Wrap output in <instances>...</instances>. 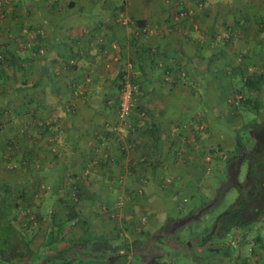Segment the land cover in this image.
<instances>
[{
	"label": "rangeland",
	"instance_id": "1",
	"mask_svg": "<svg viewBox=\"0 0 264 264\" xmlns=\"http://www.w3.org/2000/svg\"><path fill=\"white\" fill-rule=\"evenodd\" d=\"M163 1L177 5L174 14L185 9L182 18L192 16L191 8L183 0ZM193 1L203 6V0ZM95 2L102 4L104 0ZM121 2L109 10L118 21L119 14L125 13ZM32 3L36 9L30 11L27 4ZM85 7L83 0H0V191L7 194L13 222L26 230L34 248L58 255L57 260L48 264H64L63 258L70 264H108L107 257L123 245L113 264H148L152 259L156 264H264V210L247 224L232 225L227 231L221 227V216L235 209L250 188L246 173L256 137L240 127L253 116L264 118V0H233V18L222 25L218 23L208 39L204 38L206 34H192L196 31L191 29L189 69L179 68L174 62L178 67L173 70H179L181 76V84L176 88L191 94L187 103L191 113L196 108L201 110L187 119L191 133L201 132L199 140L190 135L189 149L194 158L177 165L176 172L166 170L159 174L162 179L141 176L134 184L121 175L105 182L101 181V173L98 177L91 175L92 169L107 167L101 166L109 151L102 143L93 146L91 157H87L86 150H72L80 161L77 165L67 163L73 153L53 145L54 136L49 133L46 148L34 145L39 128L50 126L55 116H50L53 112L48 115L39 101L43 91L50 87H22L23 82L37 77L46 54L38 42L39 36L44 37L46 26L39 21L29 22L28 14L38 10L44 14L50 10L75 14L84 12ZM133 34L150 36L153 30L137 27ZM6 48L12 49L23 65L8 61L3 52ZM69 58L48 70L49 78H66L68 74L64 72L76 66L75 57ZM168 66L164 65L168 69L164 74L170 78L172 70ZM127 77L135 83V94L131 115L120 123L124 127L144 126L149 122L147 108L139 100L138 84L131 75ZM249 78L254 80L251 86L246 84ZM121 80L122 76L117 80L116 98L110 103L100 102L103 109L116 108ZM71 89L81 96L77 90L83 86L71 85ZM197 95L202 97L200 102L193 100ZM75 108L72 103L62 102L54 109ZM237 133L244 139L243 150L237 148ZM203 134L205 138H200ZM194 136L197 138V132ZM55 140L62 146L63 137ZM42 154L44 160L40 164ZM229 156H236L239 170L235 183L224 188ZM175 174L178 178H173ZM183 174L190 175L189 181ZM73 209L77 212L75 217L68 215ZM167 215L179 218L181 223L172 229L165 228ZM86 234L95 238L103 234L109 248L101 242V248L95 249L89 242L73 246L61 255L54 253L55 248ZM128 248L132 252L125 253ZM38 264H44L42 258Z\"/></svg>",
	"mask_w": 264,
	"mask_h": 264
},
{
	"label": "crops",
	"instance_id": "2",
	"mask_svg": "<svg viewBox=\"0 0 264 264\" xmlns=\"http://www.w3.org/2000/svg\"><path fill=\"white\" fill-rule=\"evenodd\" d=\"M95 1L83 0L85 11L81 12L80 7L81 11L75 14H59L51 10L47 14L39 10L36 14H28L29 22L39 21L46 26L44 37L39 36L38 40L46 54L42 57L37 77L23 82V87L29 88L30 84L50 87L43 91L39 101L48 115L53 112L50 116H55L50 126L39 128L37 144L34 145L46 148L49 133L54 136L51 140L53 145L70 149L71 154L72 150H86L87 157H91V149L99 142L109 149L110 155L107 153V159H103L101 165L107 167L92 169V176L96 174L98 177L101 173V181L104 182L112 181L114 175H121L131 183L141 176H154L158 180L161 178L159 174L166 170L176 172L179 170L177 165L193 160V151L189 149L192 146L189 144L190 135L193 140H199L198 133H201L196 130L191 133L188 129L190 114L198 115L201 110L196 108L191 113L187 104L192 99L191 94L181 93L176 88L181 84V76L179 70L174 72L178 67L174 62L179 68L189 69L192 44L188 36L191 29L196 31L192 34H206L204 38L208 39L218 23L222 25L223 21L233 18V0H203L202 7L193 0H183V4L191 8L192 16L178 20H175L173 9L177 5L173 1L118 0L117 4L123 1L121 7L134 22L125 25L109 12L117 5L116 0H104L102 4ZM27 5L30 11L36 9L34 3ZM140 21L150 24L153 34L135 36L133 29L142 23ZM167 23L172 27L170 32L165 27ZM70 56L75 57L76 66L64 72L68 76L59 80L53 76V79L49 78L48 70L57 62L64 64L63 60ZM164 65H169L172 70L170 78L164 74ZM73 72L76 78H73ZM123 74L131 75L139 86V100L146 106L149 120L143 127H124L117 115V105L112 110L103 109L100 104L106 100L110 103L114 96L116 98L117 80ZM71 85L83 86L82 90H77L81 96L70 91ZM195 97L193 100L197 102L202 99L198 95ZM62 102L72 103L76 108L56 111L54 108ZM57 137H63L62 146L57 144ZM200 138H205V134ZM143 158L147 161L139 160ZM42 160L43 154L38 163L42 164ZM78 162L75 153L68 157L67 163L77 165ZM178 176L175 174L173 178ZM183 177L187 181L190 179V175L183 174ZM125 251L132 252L129 249Z\"/></svg>",
	"mask_w": 264,
	"mask_h": 264
},
{
	"label": "trees",
	"instance_id": "3",
	"mask_svg": "<svg viewBox=\"0 0 264 264\" xmlns=\"http://www.w3.org/2000/svg\"><path fill=\"white\" fill-rule=\"evenodd\" d=\"M140 22L143 24V21ZM3 52L5 58L7 57L8 61L11 60L10 62L14 65L17 63H21V65H23L21 62L22 60L19 59V56L12 49L6 48ZM1 60L2 59H0V61ZM167 70L168 69L165 67L164 71ZM252 82H254L253 79L249 78L246 80L247 85H253L254 83ZM141 112L142 114L144 113V111ZM240 128L246 129L249 135L256 137L255 145L249 154L250 162L246 173L247 179L250 183V188H248L245 196L240 198V203L237 208L233 209V211L226 212V214L221 216L222 231L229 230L232 225L237 227L239 225L247 224L250 220H252V218L264 210V118L253 116L249 120L243 122ZM235 138L237 148L239 150H243V137L237 133ZM235 157L229 156L226 160L225 171L228 173V178L224 188L230 186L232 183H235V178L239 170ZM0 185H2V183ZM6 195V193L2 194L0 191V264H38V260L41 258L44 261V264H48L49 262L57 260L58 255L56 256L44 251H39L31 245V239L26 230L17 226L10 217L11 205L7 201ZM244 211H247L245 215H243ZM76 213L77 212L73 209L69 211L68 215L75 217ZM166 218L165 228L167 229L168 227L169 229H172L181 223L179 218H173L170 215H167ZM167 222L168 224H166ZM107 241V237L103 234H100L98 238L87 234L83 236L81 235L76 241L71 239V241H69V245L62 248H55L54 253L61 255L73 246L81 247V245L88 244L89 242H91L95 249H100L102 246L101 242H105V245L108 246ZM134 243H136L135 239L133 240V244ZM125 246L128 247L129 245L125 244ZM123 247L124 245L120 247L117 246L114 249L113 254H108V264H113V259L119 256L118 249ZM128 249L131 250V248ZM43 254L44 256H42ZM105 256L106 255H103L102 257ZM65 259L66 258H63L62 263L70 264ZM148 264H156V261L154 259L149 260Z\"/></svg>",
	"mask_w": 264,
	"mask_h": 264
},
{
	"label": "built area",
	"instance_id": "4",
	"mask_svg": "<svg viewBox=\"0 0 264 264\" xmlns=\"http://www.w3.org/2000/svg\"><path fill=\"white\" fill-rule=\"evenodd\" d=\"M186 13L185 9H179L177 13L175 14V20H178L182 18ZM119 22L122 24H130L134 22L131 20V18L125 14L120 13L118 16ZM170 24H166L167 29H172ZM138 29H141L142 31H152V28L150 24L144 23V24H137ZM134 94H135V83L127 77V74L122 75L121 80V88L118 98V104H117V115L120 122H124L131 114L133 100H134ZM117 126V125H116ZM113 129L115 130V125H113Z\"/></svg>",
	"mask_w": 264,
	"mask_h": 264
},
{
	"label": "flooded vegetation",
	"instance_id": "5",
	"mask_svg": "<svg viewBox=\"0 0 264 264\" xmlns=\"http://www.w3.org/2000/svg\"><path fill=\"white\" fill-rule=\"evenodd\" d=\"M238 206H239V205H238ZM238 206H237V207H238ZM237 207H236V208H237ZM227 211H228V212H229V211H233V209H231V210H227ZM246 212H247V211H246ZM246 212L244 211V212H243V215H245ZM204 243H206V242H204Z\"/></svg>",
	"mask_w": 264,
	"mask_h": 264
}]
</instances>
